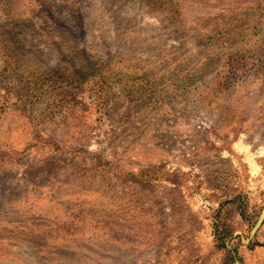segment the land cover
<instances>
[{"label": "rangeland", "instance_id": "374dc122", "mask_svg": "<svg viewBox=\"0 0 264 264\" xmlns=\"http://www.w3.org/2000/svg\"><path fill=\"white\" fill-rule=\"evenodd\" d=\"M264 0H0V264H264Z\"/></svg>", "mask_w": 264, "mask_h": 264}, {"label": "water", "instance_id": "95a60500", "mask_svg": "<svg viewBox=\"0 0 264 264\" xmlns=\"http://www.w3.org/2000/svg\"><path fill=\"white\" fill-rule=\"evenodd\" d=\"M263 219H264V208H263V210H262V212H261V214H260V217H259V219H258L256 225H255L254 228H253V231H252L253 233L257 230V228L259 227V225H261Z\"/></svg>", "mask_w": 264, "mask_h": 264}]
</instances>
